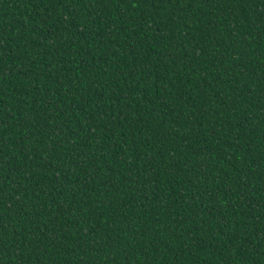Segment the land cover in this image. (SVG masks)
<instances>
[{
  "label": "trees",
  "instance_id": "1",
  "mask_svg": "<svg viewBox=\"0 0 264 264\" xmlns=\"http://www.w3.org/2000/svg\"><path fill=\"white\" fill-rule=\"evenodd\" d=\"M0 264H264V0H0Z\"/></svg>",
  "mask_w": 264,
  "mask_h": 264
}]
</instances>
